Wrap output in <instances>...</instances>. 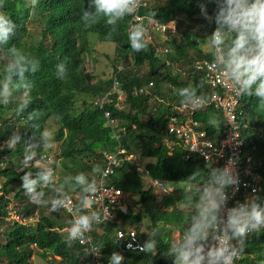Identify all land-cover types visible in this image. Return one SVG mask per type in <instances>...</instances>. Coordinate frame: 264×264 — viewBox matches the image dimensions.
<instances>
[{
  "label": "trees",
  "instance_id": "trees-1",
  "mask_svg": "<svg viewBox=\"0 0 264 264\" xmlns=\"http://www.w3.org/2000/svg\"><path fill=\"white\" fill-rule=\"evenodd\" d=\"M207 6V14L212 18L206 34L209 36L211 27L217 26V0H207ZM82 10L95 11L94 7L89 9V0H38L34 8L31 0H5L4 7L0 8L17 25L16 34L9 43L0 45V82L3 81L4 69L11 59L8 49L13 45L38 58L41 63L37 73L27 76V81L31 84L27 93L23 89L15 90L9 104L0 103V161L6 163V167L0 170V177L3 179L0 235L4 237L3 241L0 239V260L4 264H32V256L35 254L57 257V263L52 264H85L87 259L78 242L71 249L66 246V236L59 229L67 223L52 217L59 213L45 212L46 206L36 204L38 208L35 209V205L23 204L18 210L27 216L38 211L39 218L34 226L6 220L10 202L7 193L12 190V186H16L15 197L23 198L21 177L28 171L35 174L38 170L33 164L22 169L20 162L23 159V143L11 150L7 148L6 141L13 132L19 133L22 141L29 140L33 134L39 136L40 133L31 128L27 116L33 110H40L43 112L39 120L40 131L44 130V124L50 117L55 118L58 124L54 139L59 142V149L52 165L53 168L59 167L61 182L70 174L74 177L81 172L91 177L94 167H102L103 152H114L118 146L125 150L123 156L132 155L131 159L123 160L122 165L107 178V183L121 191L123 201L128 206L127 212L119 217L125 224L134 227L145 242L153 229L159 228L160 232L156 237L158 243L154 252L126 253L123 264H173L172 258L165 256L174 242L172 236L174 232L183 233L185 220L194 211V208L185 207L183 200V190L189 183L187 178L199 170L197 179L192 181L193 186L199 188L207 171L218 166L203 163L197 155L185 159L177 145L170 150L164 142L171 139L166 132L168 106L155 100L150 103L148 95L134 94L133 89L153 81L152 93L169 102H179L181 98L178 89L189 85H202L198 94L208 93L209 88L201 80L202 72L195 70L194 62L211 53L203 52L195 45V52H192L190 44L177 35L178 29L186 26L185 19L193 22L196 20L195 16L202 12L193 5L192 0H159L154 5L148 2L141 9L145 16L150 11H156V19L161 23L176 20L177 32L169 35L166 41L171 49L167 59L172 62L171 66H167L154 53L151 43L147 52H132L128 39V17L118 24L117 31L108 39L110 28L103 20L91 29L83 27L80 21ZM29 23L41 27L40 37L36 38L29 31ZM89 33H95L100 41L115 45V65L123 61L127 63V66L117 72L119 88L126 94L123 107L116 105V93L110 96L112 101L102 108L92 102L94 97L102 96L111 89L112 79L96 78L83 69ZM188 34L186 32L184 35ZM60 62H65L68 70L64 80L56 76V65ZM172 67L180 70L173 71ZM113 70L117 71L116 66ZM26 100L28 108L18 114L17 109ZM78 100L81 103H77ZM241 103L244 118L249 124L243 135L248 142L257 145V154H263L264 107L255 96L243 95ZM104 111H109L117 120L114 128L106 124ZM195 116L204 121L212 133L222 127L223 120L218 111L198 112ZM212 117L219 120L216 127L208 123ZM113 132L118 135V139ZM37 152L41 156L47 150L41 145ZM139 157L152 158L153 161L144 163V170L140 171L137 161ZM262 172L264 173V164ZM145 177L170 183L183 182L184 186L173 188L167 194L155 193L145 185ZM43 190L46 199L53 196L51 187ZM73 193L80 195L78 188L66 190L67 195ZM257 196L264 205V193ZM79 203L80 200L77 199V206ZM99 227L94 237L97 243L105 246L102 253L111 256L113 252H118V247L113 242L112 225L102 223ZM242 255L237 264H261L264 261V229L246 239Z\"/></svg>",
  "mask_w": 264,
  "mask_h": 264
},
{
  "label": "clouds",
  "instance_id": "clouds-1",
  "mask_svg": "<svg viewBox=\"0 0 264 264\" xmlns=\"http://www.w3.org/2000/svg\"><path fill=\"white\" fill-rule=\"evenodd\" d=\"M143 1L145 5L141 6V0H89V9L94 7L95 11L82 10L80 21L85 29H91L103 20L105 25L110 28L107 38L111 39L117 31L118 24L126 17H128L129 23L131 16L138 19L136 17L138 9L140 8L139 13L142 14L141 9L148 4V0ZM37 3L38 0H31L33 8ZM217 3L218 11L215 15L217 27L206 38L207 43L215 50L214 62L209 67L220 73L226 83L231 82L236 95L258 97L261 106L264 107V0H217ZM4 5L5 0H0V8H3ZM200 8L205 19L211 22L212 18L208 16L206 6L201 4ZM156 15V11H150L145 19L148 23H156ZM16 28L17 25L13 20L5 12L0 11V45L9 43L11 37L16 34ZM128 39L132 52L139 54L148 51L150 39L148 38V29L143 22L129 24ZM8 52L11 59L4 69L3 81L0 82V103L4 105L11 102L15 90L23 89L27 93L31 88L27 76L37 73L41 67L38 58L18 50L14 45L8 49ZM86 52H84V57ZM113 64L117 71L112 70L109 77L111 79L115 73L117 78V72L123 69V67L115 65L114 62ZM67 74L65 62L58 63L56 65L57 78L64 80ZM200 87L202 85H189L178 89L181 103L193 109H200L207 105L211 97L198 94ZM114 93H116L117 99V92L110 93V96ZM105 94L94 97L93 104L99 108L105 106L108 101L102 106L94 103L96 99H101ZM27 108L26 100L19 106L17 113L19 114ZM42 115V111L33 110L27 116L31 122V128L39 132V136L33 134L29 140L22 141L21 135L13 132L6 141L7 148L11 150L23 143V159L20 162L22 169L33 166L30 162L38 156L37 149L41 145L43 148L54 146L52 132L48 129L40 131L39 120ZM208 123L216 127L219 120L211 118ZM43 156L50 158L49 165H41L37 160L34 164L38 168L35 174L28 171L21 177L25 194L33 203L42 206L50 204L53 212L61 211L62 213H65L62 211L63 209L72 210L69 198L72 197L76 203V209L74 219L67 229L66 246L71 249L76 242L88 243L90 245L86 249L88 255L95 254L100 257L101 250L105 246L103 243H93L92 237L88 234L93 231L94 225L103 223L110 218L107 214H102L101 211L90 210L97 193L104 188L106 173L100 166H96L92 169L91 177L81 172L74 177H65L61 182L56 175L57 168H53V159L50 153L47 152L38 157L43 158ZM234 165L235 161L229 160L224 167L210 168L199 188H195L192 184V181L197 179L199 170L187 178L189 183L183 190V200L185 207L194 208V211L186 218L182 235L171 243L165 255L172 258L173 264H234L235 260L244 253L246 239L251 234L264 229V205L259 202L258 196L245 203H238L234 207H227L230 198L228 189L232 188L233 191H236L240 183ZM146 178H144V182ZM49 187L52 189L53 196L46 199L43 189ZM77 188L80 195L77 193L66 194V190ZM77 199L80 200L78 206ZM8 211L7 209L6 220L13 223L16 220L8 219ZM108 211L104 210L105 213ZM14 214L20 216L19 218L26 219L37 214L39 218L38 211L28 216L23 213ZM67 217L68 222L66 221V223L68 224L70 216L67 215ZM37 221L38 219L28 221L26 224L20 223L18 220L16 222L34 226ZM159 232V228L153 229L151 236L142 246L136 245L138 250L143 253L154 252L157 248L156 237ZM127 247L133 249V244L129 243ZM123 260V255L113 252L108 264H123ZM261 264H264V261Z\"/></svg>",
  "mask_w": 264,
  "mask_h": 264
},
{
  "label": "built area",
  "instance_id": "built-area-1",
  "mask_svg": "<svg viewBox=\"0 0 264 264\" xmlns=\"http://www.w3.org/2000/svg\"><path fill=\"white\" fill-rule=\"evenodd\" d=\"M193 5L201 10L200 5L206 6L208 11L207 0H192ZM145 5V2L141 0V6ZM140 9V8H139ZM139 9L136 13L138 19L130 18V23L143 22L148 29V38L153 47L154 53L163 59V62L167 66H171L172 62L167 59V54L170 52V47L166 45L169 35L176 34L177 26L176 20H170L167 23H148L145 19V15L139 13ZM208 13V12H207ZM217 26L211 27V32L215 30ZM210 29V26H209ZM211 47V46H210ZM208 52L210 56L203 57L194 62V68L196 71L202 72L201 80L208 88L209 91L206 96H210V102L200 109H193L190 106H185L179 102H169L164 97L155 95L152 93L154 86L153 81L147 82V84L141 85L133 89L134 94L148 95L150 103L154 100L158 103H164L168 106V113L166 115V132L171 139L168 138L164 142L167 147L172 150L174 146H179L184 154L185 159H190L193 155H197L200 160L210 166L224 167L229 160L235 161V171L239 177V188L233 191L232 188L228 189L229 200L227 207H234L238 203H245L247 200L256 197L258 194L264 193V173L262 167L264 164V153L257 154V145L250 143L243 135V131L249 127L248 122L244 118L242 109V96L236 95L234 86L231 82L225 81V78L218 72L212 70L209 65L214 62L215 50L211 47ZM120 69V67H119ZM177 71L180 68H173ZM111 90L105 94L101 99H96L94 103L102 106L105 102H111L110 93L117 92L116 105L122 107L123 100L126 97L124 91L119 89V82L116 78V73L112 76ZM109 97V98H108ZM209 110L218 111L222 117V127L212 133L210 132L204 121L198 119L195 114L198 112H208ZM104 116L107 119L106 124L114 128L117 124V120L112 118L109 111L104 112ZM214 118V117H212ZM115 130V129H113ZM116 139L118 135L113 132ZM125 150L120 146L117 147L114 152H103L102 154V169L106 173L104 176V188L97 193L94 198L91 211H101L102 214H107L110 218L103 223H107L113 226V242L118 247V253L123 255L126 253H139L140 251L136 245L142 246L145 243L144 238L138 233V231L129 225H126L124 221L119 217L120 214L127 212V205L123 202L122 193L119 189L115 188L112 184L107 183V178L113 174L115 169L122 165L123 160H129L132 155L123 154ZM39 160L41 165H49L50 158L43 156L39 158L36 156L33 161L30 162L33 165ZM6 167V163L0 161V170ZM145 184L155 193L167 194L174 187H168L167 183L161 179L149 178L145 180ZM2 183H0V195L3 194ZM71 211L63 209L67 215L70 216L69 223L59 229L67 236V229L70 227V222L74 219V213L76 209V203L72 197ZM123 206V210H122ZM11 202L8 203V219L18 220L20 223L26 224L28 221H36L38 219L37 214L31 215L29 219L19 218L17 214L11 209ZM109 210L107 213L104 210ZM102 224V223H100ZM93 226V231L89 233L92 237V242L97 243L94 237V233L100 229L99 225ZM178 232H174L172 238L173 241L180 237ZM123 237V238H121ZM79 243V242H78ZM133 244V249H128L127 245ZM82 251L86 254L85 264H108L109 255L103 254L101 251L100 257L95 254H89L86 251L90 247L88 243L80 244ZM235 260L234 264L242 258Z\"/></svg>",
  "mask_w": 264,
  "mask_h": 264
},
{
  "label": "rangeland",
  "instance_id": "rangeland-1",
  "mask_svg": "<svg viewBox=\"0 0 264 264\" xmlns=\"http://www.w3.org/2000/svg\"><path fill=\"white\" fill-rule=\"evenodd\" d=\"M159 0H148V2L151 5H154L156 2ZM211 17L210 15H208ZM196 20L193 22H188L185 19L186 26L184 28L178 29V34L180 38L183 39L184 42L190 44V50L192 52H195V48L193 45L196 47H199L202 49L203 52H206V48L210 49V45L206 41V34L209 30V25L212 23L208 20L205 19L203 14H198L195 16ZM40 30L41 27L39 25L29 23V31L33 34V36H36V38L40 37ZM189 33L188 36H185L186 32ZM88 51L85 54V60L83 63V69L90 72L93 74L96 78H109L111 76L112 70L114 68L113 64V54L115 50V45L112 42L108 41H100L97 38V35L95 33H89L88 35ZM205 49V50H204ZM208 51V50H207ZM9 60V58H8ZM121 68L124 66H127L126 62H121L119 64ZM176 70V69H175ZM77 103H81L80 100L77 101ZM43 129H48L52 132L53 134V140H54V146L52 148H45L47 152L50 153L52 156V159L56 158V153L58 152V145L59 142L54 139V135L56 130L58 129V124L56 122L55 118L50 117L44 124ZM58 160V159H57ZM59 161V160H58ZM138 165H139V170L142 171L144 170V163L147 161H153L152 158H138ZM56 169V167H55ZM56 175L60 178V171L59 167L56 169ZM72 174H70L68 177H72ZM2 178L0 177V183H2ZM168 187H181L184 186L183 182H175V183H170L166 182ZM146 185V184H145ZM12 190L7 193V197L10 199V202L12 204V211L14 213H20L18 210L21 209L22 205H35V209L38 208L35 203H33L29 197L25 194H23V198L17 199L15 197V193L17 190L16 186H12ZM71 191V190H70ZM134 198V196H133ZM132 204V201H131ZM40 206V205H39ZM45 212H50V213H59V215L53 216L56 217L57 220L59 221H67L68 222V217L65 213H62L61 211L53 212L51 210L50 204L46 206ZM0 239L3 241L4 237L3 235H0ZM58 258H54L50 255H46L42 257L40 254H35L32 256V264H52V263H57ZM0 264H4V261L0 260Z\"/></svg>",
  "mask_w": 264,
  "mask_h": 264
},
{
  "label": "crops",
  "instance_id": "crops-1",
  "mask_svg": "<svg viewBox=\"0 0 264 264\" xmlns=\"http://www.w3.org/2000/svg\"><path fill=\"white\" fill-rule=\"evenodd\" d=\"M205 50V49H204ZM209 50L208 48H206V51Z\"/></svg>",
  "mask_w": 264,
  "mask_h": 264
}]
</instances>
